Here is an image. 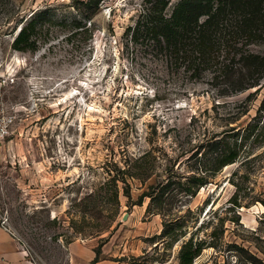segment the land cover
Returning <instances> with one entry per match:
<instances>
[{
	"label": "rangeland",
	"instance_id": "obj_1",
	"mask_svg": "<svg viewBox=\"0 0 264 264\" xmlns=\"http://www.w3.org/2000/svg\"><path fill=\"white\" fill-rule=\"evenodd\" d=\"M145 1L101 0L83 20L88 30L70 34L80 17L72 0H0V97L16 110L12 133L0 140V210L36 264H64L66 243L89 238L108 241L114 264H180L189 235L204 240L191 264H264V145L249 159L248 140L239 145L252 116L264 120V78L257 90L220 96L223 85L208 74L168 73L126 30ZM32 16L36 48L14 49L18 26ZM247 45L264 51V38ZM247 94L246 112L228 122ZM225 129L230 144L236 138L237 160L195 194H153L147 211L149 196L139 194L168 158L181 160L173 168L183 179L210 158L200 155L206 145L186 158L201 138ZM150 146L152 174L144 182L125 174L130 196L118 180L116 202L107 183L116 165L127 167ZM178 215L183 223L161 234L163 220Z\"/></svg>",
	"mask_w": 264,
	"mask_h": 264
},
{
	"label": "trees",
	"instance_id": "obj_2",
	"mask_svg": "<svg viewBox=\"0 0 264 264\" xmlns=\"http://www.w3.org/2000/svg\"><path fill=\"white\" fill-rule=\"evenodd\" d=\"M100 1L72 0V8L80 17L72 19L73 28L70 34L88 30L83 20L90 18L98 9ZM166 3L167 0H146L126 30L128 32L130 30L132 41L144 39L145 46L154 51L165 64L168 73H179L182 68V72L195 80L208 74L211 83L223 85L224 88L217 92L220 96L231 95L252 86H257L255 88L257 90L263 84L261 80L264 78V51L253 50L247 44L264 38V0H176L169 13L163 12ZM35 27L36 20L33 16L28 21L26 19L22 21L11 40V46L19 50H34L36 41L32 33ZM248 96L249 94L242 100L245 107L231 116L228 122L234 121L246 112ZM257 110L260 116L263 113V105L260 104ZM256 116L255 113L242 127V131L245 132L241 135L239 145L245 140L249 143L243 157L253 153L254 147L264 145V120L260 121ZM233 128L234 125L229 127ZM239 129L241 128L238 127L234 134H238ZM222 131L221 136L211 134L201 138L202 141L198 142L197 147L186 158L193 153L196 155L200 145L207 147H204L200 155L203 153L205 156L209 153L210 158L203 159L206 163L197 166L196 170L183 179V175L173 168L176 160L177 165L181 160L168 158L159 178L148 184L147 189L139 194L140 197L149 196L147 211L155 199L153 194H195L198 188L205 184L209 177L214 176L223 165L237 160L239 149L236 146V138L230 144L226 139V129ZM155 159L153 147L150 146L133 156L127 167L121 168L116 165L117 171L107 181L112 185L116 202L120 190L118 180L123 183V193L129 197L125 174L144 182L152 174L150 160ZM161 199L158 197V202H161ZM177 217L173 222L163 220L160 233H170L179 227L183 222L178 220L180 215ZM232 220L237 221V216ZM203 244L202 238L197 240L193 235H189L180 245L179 263L191 264L193 258L200 253ZM99 251L100 243L95 247L96 255L91 263L97 259Z\"/></svg>",
	"mask_w": 264,
	"mask_h": 264
},
{
	"label": "crops",
	"instance_id": "obj_3",
	"mask_svg": "<svg viewBox=\"0 0 264 264\" xmlns=\"http://www.w3.org/2000/svg\"><path fill=\"white\" fill-rule=\"evenodd\" d=\"M107 243L104 241L100 245L97 259L91 263L96 255L97 242L94 238L69 241L64 246V264H114L110 260L116 254L107 248ZM22 247L19 239L0 225V264H36L28 254L21 251Z\"/></svg>",
	"mask_w": 264,
	"mask_h": 264
},
{
	"label": "built area",
	"instance_id": "obj_4",
	"mask_svg": "<svg viewBox=\"0 0 264 264\" xmlns=\"http://www.w3.org/2000/svg\"><path fill=\"white\" fill-rule=\"evenodd\" d=\"M15 111V107L6 104L0 97V140H3L10 133H12V124L16 116ZM0 225L4 229L10 231L12 234L15 235L14 231L9 225L8 214L6 209L0 210ZM21 251L25 254H28L24 246L22 247Z\"/></svg>",
	"mask_w": 264,
	"mask_h": 264
},
{
	"label": "water",
	"instance_id": "obj_5",
	"mask_svg": "<svg viewBox=\"0 0 264 264\" xmlns=\"http://www.w3.org/2000/svg\"><path fill=\"white\" fill-rule=\"evenodd\" d=\"M126 216H127V213L125 212V213L122 215V219H124Z\"/></svg>",
	"mask_w": 264,
	"mask_h": 264
}]
</instances>
